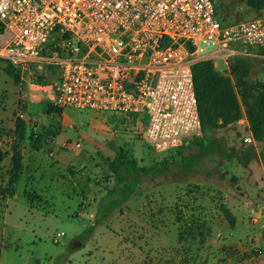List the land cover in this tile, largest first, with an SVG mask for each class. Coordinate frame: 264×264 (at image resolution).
<instances>
[{"label":"rangeland","instance_id":"1","mask_svg":"<svg viewBox=\"0 0 264 264\" xmlns=\"http://www.w3.org/2000/svg\"><path fill=\"white\" fill-rule=\"evenodd\" d=\"M213 1L217 16L224 24L264 19V9L251 7V0ZM258 52L255 50L254 56L247 57L253 63V82L264 81V57ZM216 57L206 61L233 80L219 54ZM233 58L228 66L230 71ZM7 66L5 62H0V89L10 94V103L7 99H0V136H6L8 140L13 137L12 126L18 119L22 102L25 103L24 113L29 126L27 149L33 147L38 134L47 133L52 141L59 135L61 117L56 113L52 117L46 103L40 105L29 101L27 89L23 86L19 88V84L13 83L6 74ZM5 80L8 85L4 84ZM15 84L18 98L14 103ZM76 111L90 112V120L96 114L93 111ZM106 116L109 120L107 124L113 127V134L110 135L113 142L108 140L105 145L93 144L88 149L82 144L79 147L82 155H74L73 161L68 163V174L63 175L65 180L40 194L31 192L29 182L22 179L18 197L10 199L8 207L0 194V264H190L194 260V264H201L205 261V254L202 257L196 250H200L199 245L203 247L211 241L195 240L200 234L210 237L215 229L222 227L218 220L224 217L219 209L225 195L232 194L238 182L235 176L239 164L237 160L229 161L225 153L230 148L239 151L249 148L243 143V135L237 128L229 127L210 135V139L218 140L221 146L215 152L202 153V146L196 145L202 141L201 135L180 151L159 155L143 136L148 124L147 115H140L138 123L133 120L131 124H126L121 116ZM95 120L103 121L100 117ZM73 125L79 127V122ZM203 144L209 145V140H204ZM11 145L13 147V142L6 143L4 149ZM121 149L127 151L129 158L137 160L140 166L151 167L166 162L170 170L158 178H143L130 201L122 204L109 220L95 226L102 200L118 186L108 170L107 157H113ZM51 152V149L46 150L45 157L53 159ZM256 152V159L263 162L264 144H258ZM253 166L264 184L260 165L255 161ZM45 167L42 163L41 169ZM119 187L122 188L123 184ZM25 191L36 201L34 209L26 201ZM207 210H210L209 214L216 224L214 227L203 225L202 218H205ZM229 230L228 225L226 231ZM62 233L64 236L55 242L56 236ZM189 233L193 235V241L186 238ZM158 239L159 244H156ZM76 243L81 247L74 248ZM120 247L121 250H117ZM190 254L198 256L191 257Z\"/></svg>","mask_w":264,"mask_h":264},{"label":"built area","instance_id":"2","mask_svg":"<svg viewBox=\"0 0 264 264\" xmlns=\"http://www.w3.org/2000/svg\"><path fill=\"white\" fill-rule=\"evenodd\" d=\"M261 48L264 19L224 24L213 0H0V62L20 72L31 100L60 117L147 115L143 136L160 155L202 135L193 66L219 54L231 76L232 57Z\"/></svg>","mask_w":264,"mask_h":264},{"label":"crops","instance_id":"3","mask_svg":"<svg viewBox=\"0 0 264 264\" xmlns=\"http://www.w3.org/2000/svg\"><path fill=\"white\" fill-rule=\"evenodd\" d=\"M4 84L8 85L6 80ZM18 87L22 89L20 84ZM18 87L15 84L14 103L18 98V95L16 94ZM0 99H7L8 103H10L9 92L7 90L0 89ZM27 99L40 105H43L44 103L50 105L46 99L41 100L40 98L33 100L32 98L31 100L29 93ZM90 114V112H78L73 109H66L63 112L62 117L59 119V135H56L52 141L51 139H48V142L40 151L34 150L33 147L27 149L28 144L25 145L23 150L24 168L21 180L26 179L29 182V190L31 192L37 191L38 193L42 194L41 192L52 189L57 185V183H60L61 180H65L63 179V175L68 174V163L73 161L75 157L74 155H82V153L79 151V148L77 147V144H81V146L84 144L88 149L92 147L93 144L100 143L105 145V142L108 140L110 143L113 142V140L110 138V135L113 134V127L110 128V126L107 124L109 122L107 116L94 114L95 119L100 117L103 120L102 122H97L94 118V120L89 119ZM51 116L55 117V113H52ZM122 119L126 121V124L131 123L126 118ZM77 122H79V127L73 125V123L77 124ZM12 127V131L14 133L15 125ZM235 128H237L239 133L243 135V139L245 137L253 136L247 115L245 114L244 110L243 118L237 123ZM13 140V137L8 140V137L0 136V149L8 154L5 161L0 166V189L6 188L9 181V171L11 168L12 145L7 150L4 149V147L6 146V143L11 144ZM257 146L258 143H256L255 148ZM50 149L52 150L51 155L53 159L45 157L44 152ZM171 154L173 153L169 152L163 155ZM255 161L258 162L262 172L264 173V163L260 159H255L245 166L239 163L237 165L238 167L236 168L238 174L235 176L238 178V182L234 186L232 194L225 195V200L221 205V207L225 206L228 208L235 216V227H232L228 223L224 215V218L222 219H220V216H217V218L220 219L218 221L221 222L222 227L218 230L215 229L212 233V236L210 237L208 236L206 238L204 235L200 234L197 240H195L196 238L194 239L195 241H211L203 247L202 245H199L200 247H198L200 250H196L197 253L202 257L205 254V261L201 264H206L207 260V264H264V184L262 183L261 178L257 175V169H255L253 166ZM42 163L46 165L44 169H41ZM61 173L63 174L60 175ZM17 197L18 192L16 196L6 198L2 197V200L8 207L10 199H16ZM24 197L30 204L31 209H34L33 204H35L36 201H30L29 192L25 191ZM42 200L43 202L45 201L44 197ZM221 207L219 210L220 214L222 215ZM205 212V218H202L203 225L205 224L208 227H214L216 224L213 222L214 220L212 215L209 214L210 210ZM228 225L230 230L226 231ZM175 235L178 238V234L176 233ZM186 238H188L190 241H193V235L191 233H189ZM159 241L160 239H158L156 244H159ZM55 242H57V240H55ZM195 247L197 248V246ZM204 247L206 248L205 250ZM121 248L122 247L117 250L120 251ZM190 255L191 257L198 256L197 254ZM194 263L191 262L190 264Z\"/></svg>","mask_w":264,"mask_h":264},{"label":"trees","instance_id":"4","mask_svg":"<svg viewBox=\"0 0 264 264\" xmlns=\"http://www.w3.org/2000/svg\"><path fill=\"white\" fill-rule=\"evenodd\" d=\"M250 6L264 9V0H251ZM259 55L264 57V48L259 49ZM231 76L233 80L216 71L209 61H201L193 66L196 93L199 101L200 116L202 121V141L196 145L202 146L203 154H210L221 146L218 140L210 139L219 130L235 127L243 118V110L247 115L254 139L258 144H264V81L253 82L251 72L252 59L247 57H235L231 60ZM6 74L16 83L20 84V72L8 65ZM51 112L55 109L49 105ZM13 147L9 181L4 189H0L3 198L16 196L21 177L23 175V150L28 140L27 122L17 119L13 133ZM47 133L38 134L35 137L33 149L40 151L48 142ZM209 140V145L203 144ZM8 154L0 149V166ZM225 157L229 161L237 160L243 165H248L258 158L255 146H249L246 150L239 151L235 148L228 149ZM109 172L117 180L118 186L107 194L100 204L96 225L120 210L121 205L130 201L143 182V178H158L169 171L166 162L156 163L151 167L140 166L137 160L129 158L127 151L121 149L113 157L107 158ZM264 162V154L262 155ZM123 184L120 188L119 185ZM30 201L33 198L30 197ZM221 212L228 223L235 227L236 218L225 206ZM94 226V227H95ZM93 229L90 230L92 232Z\"/></svg>","mask_w":264,"mask_h":264},{"label":"water","instance_id":"5","mask_svg":"<svg viewBox=\"0 0 264 264\" xmlns=\"http://www.w3.org/2000/svg\"><path fill=\"white\" fill-rule=\"evenodd\" d=\"M81 247V244H79V243H76L75 245H74V248H80Z\"/></svg>","mask_w":264,"mask_h":264}]
</instances>
